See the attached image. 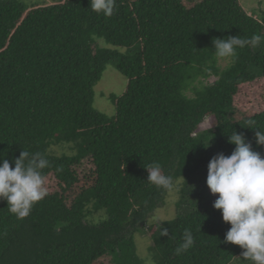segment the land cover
Returning a JSON list of instances; mask_svg holds the SVG:
<instances>
[{
  "label": "trees",
  "instance_id": "16d2710c",
  "mask_svg": "<svg viewBox=\"0 0 264 264\" xmlns=\"http://www.w3.org/2000/svg\"><path fill=\"white\" fill-rule=\"evenodd\" d=\"M253 34L264 35V13L238 0H116L111 17L90 0H0V157L14 168L24 148L41 152L59 186L25 218L0 200V264H147L136 246L144 232L152 264H252L224 242L231 226L200 185L214 155H231L233 131L264 157L247 128L264 130V111L237 119L234 105L242 85L264 78V42L238 48L224 69L213 49L214 38ZM109 65L128 80L110 97L113 117L94 108ZM153 162L185 179L176 216L162 223L169 236L153 217L169 188L147 182ZM185 229L195 244L176 255Z\"/></svg>",
  "mask_w": 264,
  "mask_h": 264
},
{
  "label": "clouds",
  "instance_id": "9594fccd",
  "mask_svg": "<svg viewBox=\"0 0 264 264\" xmlns=\"http://www.w3.org/2000/svg\"><path fill=\"white\" fill-rule=\"evenodd\" d=\"M91 10L106 17H111L116 9V0H90ZM264 42V35L253 34L251 38L228 36L214 38V55L222 60L237 58V49L246 46L258 47ZM248 124L254 125V120ZM256 130L255 142L264 145V130ZM228 143L235 145L231 155L223 152L214 155L207 166L206 185L211 194H218L213 207L221 210L222 219L230 224L225 234V243L240 246L242 256L252 264H264V157L253 150L252 144L243 133L233 131ZM209 146V143H208ZM207 146V147H208ZM11 164L8 159L0 157V200L7 201L8 211L18 218L29 216L33 206L48 195L47 177L43 173L50 166L49 160L41 152H29L25 148ZM147 182L164 185L179 192L185 182L184 177L173 180L162 174L159 163L147 165ZM57 172L62 168L57 167ZM178 197H173V202ZM160 236H169L167 228L162 227L167 218L157 217ZM195 244L191 229H185L182 242L175 248V254L187 252Z\"/></svg>",
  "mask_w": 264,
  "mask_h": 264
},
{
  "label": "rangeland",
  "instance_id": "374dc122",
  "mask_svg": "<svg viewBox=\"0 0 264 264\" xmlns=\"http://www.w3.org/2000/svg\"><path fill=\"white\" fill-rule=\"evenodd\" d=\"M30 5H35L38 7H51L57 3L58 0H23ZM244 9L248 12H252L258 16H262L264 13V0H238ZM103 42H100L101 46H108L109 48L114 49L110 45H107ZM230 64V60L219 59V65L222 69L226 68ZM216 77H211L208 80V83L214 82ZM207 81H204L206 84ZM128 80L123 76L113 65L107 67L106 72L104 73L101 81L95 86V99H94V108L99 112L105 114L108 117H113L115 112V107L112 104L110 97L112 95L121 96L127 89ZM234 105L236 108V118L241 119L246 113L258 114L264 111V78L257 80L250 84H245L240 87L239 93L235 98ZM210 120H206L199 128L200 131H205L211 128ZM92 168V165L89 161H85L83 166L78 169V173L83 176ZM80 176V175H79ZM207 178V175H206ZM46 187L48 188V193H53L59 189L58 181L54 176L47 179ZM200 187L202 188L203 195L209 203L214 204L215 199L218 194L213 195L210 192V189L205 183H201ZM185 188V182L181 185L179 192H174L172 189L168 188L167 195H165L164 202L159 205V208L154 212L153 217L156 221L157 217L167 218L168 220L173 219L177 214V203L182 197V191ZM178 197L173 202V197ZM204 199V197H201ZM101 216V214H96ZM97 223V222H96ZM150 232H144L136 236V246L138 255L143 258H146L147 264H152V260L149 255V247L151 242L148 243L147 238ZM102 264H110V258L102 259Z\"/></svg>",
  "mask_w": 264,
  "mask_h": 264
}]
</instances>
